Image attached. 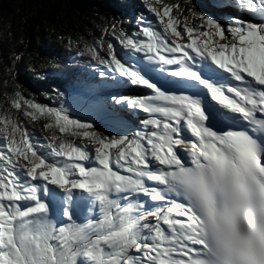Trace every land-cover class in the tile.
Instances as JSON below:
<instances>
[{"label": "snow or ice", "instance_id": "obj_1", "mask_svg": "<svg viewBox=\"0 0 264 264\" xmlns=\"http://www.w3.org/2000/svg\"><path fill=\"white\" fill-rule=\"evenodd\" d=\"M85 52L52 104L4 82L0 264H264V0H139Z\"/></svg>", "mask_w": 264, "mask_h": 264}, {"label": "trees", "instance_id": "obj_2", "mask_svg": "<svg viewBox=\"0 0 264 264\" xmlns=\"http://www.w3.org/2000/svg\"><path fill=\"white\" fill-rule=\"evenodd\" d=\"M138 3L137 0H0V107H8L5 81L9 89L18 84L26 95L51 102L47 96L52 89L63 90L85 72L87 53L81 61L74 56L75 51L83 50L85 44H91L108 25L119 20L115 14L117 7L125 8L124 22L131 23ZM69 38L73 41L71 50L66 47ZM13 51L23 53L15 66V76L9 74ZM43 123L40 120L36 126Z\"/></svg>", "mask_w": 264, "mask_h": 264}, {"label": "rangeland", "instance_id": "obj_3", "mask_svg": "<svg viewBox=\"0 0 264 264\" xmlns=\"http://www.w3.org/2000/svg\"><path fill=\"white\" fill-rule=\"evenodd\" d=\"M137 1L139 2V0H137ZM180 4H183V1L180 2ZM125 13H126V10L122 6L117 7L116 10H115L116 17H117V19H119V21H124L123 18H124ZM38 99H39V102H42V103H45V104H52V101L51 102H47L45 99L44 100L40 99V98H38Z\"/></svg>", "mask_w": 264, "mask_h": 264}, {"label": "bare ground", "instance_id": "obj_4", "mask_svg": "<svg viewBox=\"0 0 264 264\" xmlns=\"http://www.w3.org/2000/svg\"><path fill=\"white\" fill-rule=\"evenodd\" d=\"M124 2V1H123Z\"/></svg>", "mask_w": 264, "mask_h": 264}]
</instances>
